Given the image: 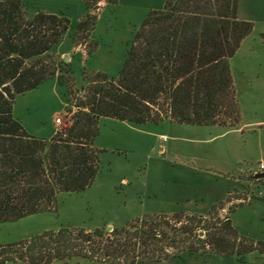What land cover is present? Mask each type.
<instances>
[{"label":"trees","instance_id":"16d2710c","mask_svg":"<svg viewBox=\"0 0 264 264\" xmlns=\"http://www.w3.org/2000/svg\"><path fill=\"white\" fill-rule=\"evenodd\" d=\"M100 1L118 0H88L89 11L73 36L75 45H87ZM238 4L166 0L161 9L149 10L117 78L102 72L87 75L82 97L72 104L76 110L70 124L44 139L27 132L13 116V102L51 78L65 87L66 102H71L76 92L71 62L53 52L70 20L47 12L28 17L22 0H0V222L54 212L59 193L82 191L93 182L100 152L94 142L102 117L137 124L237 126L240 112L229 59L253 29L251 21L239 19ZM220 205H213L208 214H147L111 230H46L0 244V264H52L72 257L142 264L183 254L243 256L254 250L264 264V241L240 237L229 215L224 222L208 217L224 210Z\"/></svg>","mask_w":264,"mask_h":264},{"label":"rangeland","instance_id":"374dc122","mask_svg":"<svg viewBox=\"0 0 264 264\" xmlns=\"http://www.w3.org/2000/svg\"><path fill=\"white\" fill-rule=\"evenodd\" d=\"M22 3L28 17L47 12L70 20L68 30L53 51L71 56L76 89L71 102H66L65 87L52 79L18 94L13 102V116L27 132L44 139H49L57 128L70 124L76 110L72 104L82 97L87 75L102 72L117 78L146 13L163 7L156 0L103 4L97 10L87 45L83 43L86 50L93 43L94 48L82 54L74 50L73 36L79 20L89 11L88 0ZM242 14L253 23V29L229 59L240 112L237 126L169 121L137 124L102 117L94 142L100 152L93 182L82 191L59 193L54 212L0 222V244L30 239L61 227L111 230L147 214H208L218 204L225 205L224 210L214 211L209 218L224 222L229 215L240 237L264 241V13L252 15V10L244 6ZM57 116L61 117L59 125L55 122ZM256 174L263 176L255 177ZM52 264L108 263L72 257ZM142 264H262V255L257 250L243 256L183 254L179 259L169 256Z\"/></svg>","mask_w":264,"mask_h":264},{"label":"crops","instance_id":"0c3cea01","mask_svg":"<svg viewBox=\"0 0 264 264\" xmlns=\"http://www.w3.org/2000/svg\"><path fill=\"white\" fill-rule=\"evenodd\" d=\"M153 1V0H151ZM158 1V3H163L166 1V0H156V2ZM103 4H105L104 1H100V6H102ZM156 5H159V4H156ZM244 6L248 7L250 10H252V15H256L259 13V12H263L264 13V0H239V4H238V17L239 19H243V20H246V16H244L242 14V10L244 8ZM158 7V6H156ZM247 15V14H245ZM264 17V16H263ZM74 50L77 51V52H80V53H86V47H85V44H78V45H74ZM54 52V51H53ZM56 54H58L62 59L64 60H67V61H70V54L69 53H64V52H54ZM53 81H55L57 84L58 81L55 79V78H51ZM60 85V84H59Z\"/></svg>","mask_w":264,"mask_h":264},{"label":"built area","instance_id":"2783aa9c","mask_svg":"<svg viewBox=\"0 0 264 264\" xmlns=\"http://www.w3.org/2000/svg\"><path fill=\"white\" fill-rule=\"evenodd\" d=\"M55 122H56L57 125L61 124L62 123L61 122V117L57 116L56 119H55ZM262 167H263V165H262Z\"/></svg>","mask_w":264,"mask_h":264},{"label":"water","instance_id":"95a60500","mask_svg":"<svg viewBox=\"0 0 264 264\" xmlns=\"http://www.w3.org/2000/svg\"><path fill=\"white\" fill-rule=\"evenodd\" d=\"M65 59V58H64ZM263 176V174H256L255 177ZM110 228V227H107Z\"/></svg>","mask_w":264,"mask_h":264}]
</instances>
